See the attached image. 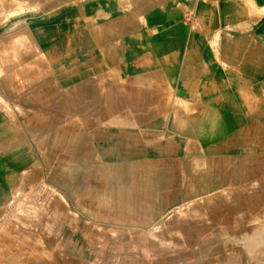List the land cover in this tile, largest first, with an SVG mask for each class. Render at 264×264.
Instances as JSON below:
<instances>
[{
	"label": "crops",
	"instance_id": "0c3cea01",
	"mask_svg": "<svg viewBox=\"0 0 264 264\" xmlns=\"http://www.w3.org/2000/svg\"><path fill=\"white\" fill-rule=\"evenodd\" d=\"M0 264H264V0H0Z\"/></svg>",
	"mask_w": 264,
	"mask_h": 264
},
{
	"label": "rangeland",
	"instance_id": "374dc122",
	"mask_svg": "<svg viewBox=\"0 0 264 264\" xmlns=\"http://www.w3.org/2000/svg\"><path fill=\"white\" fill-rule=\"evenodd\" d=\"M238 199L237 193L231 192L230 199L229 195L225 192L214 196L199 198L198 200L181 205L167 214L162 226L157 227V230H159L158 233L152 232V238L150 240H147L143 237H139L134 240L125 239L124 241L119 239L116 249L132 253L138 248L143 249L145 248V245H148L153 251L156 252L157 260L161 263H163L167 254L173 255L175 254L176 250L181 248H187L189 251L193 250L194 254H198V252L203 247V242H208L207 240L198 239L194 240L193 242H190L189 240V242L186 244L184 240L179 241L181 237L183 238V236L180 235L179 230L176 232L173 230L170 234V231H168L170 227H174V223H177L178 226L180 223H182L185 226H188L189 232H196V228L203 224L205 228L210 230V228H212L213 221L215 219L218 221L219 216H228V209L231 207V221L233 222L232 227L237 228L238 226L234 225V220H240L245 217V213H243V211L237 210V206L239 204ZM164 228L168 233L166 236L159 234L161 233V230L163 232ZM112 234L113 236H116L115 233ZM174 235L177 236L178 240L173 238ZM210 246L213 248L214 242H211Z\"/></svg>",
	"mask_w": 264,
	"mask_h": 264
}]
</instances>
